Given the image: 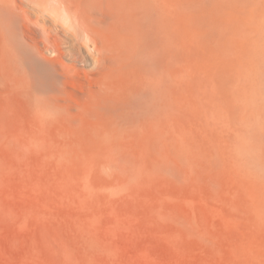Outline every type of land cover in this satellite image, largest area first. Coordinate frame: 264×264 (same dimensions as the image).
Listing matches in <instances>:
<instances>
[{
  "label": "rangeland",
  "instance_id": "374dc122",
  "mask_svg": "<svg viewBox=\"0 0 264 264\" xmlns=\"http://www.w3.org/2000/svg\"><path fill=\"white\" fill-rule=\"evenodd\" d=\"M21 12L22 42L60 35ZM165 22L153 125L125 63L67 45L38 43L45 86L1 79L0 264H264V0H165Z\"/></svg>",
  "mask_w": 264,
  "mask_h": 264
},
{
  "label": "bare ground",
  "instance_id": "6f19581e",
  "mask_svg": "<svg viewBox=\"0 0 264 264\" xmlns=\"http://www.w3.org/2000/svg\"><path fill=\"white\" fill-rule=\"evenodd\" d=\"M47 1L0 0V81L7 77L24 93L37 85L45 86V78L55 66L37 57L38 43L59 55L67 45L82 65L102 60L108 67L125 63L133 76L125 101L126 115L141 123L159 122L164 99L165 0L53 1L59 8ZM22 5L52 20V27L62 36L51 39L47 35L39 41L31 37V45L22 42L26 29L32 33L39 30L37 21L30 26L23 17Z\"/></svg>",
  "mask_w": 264,
  "mask_h": 264
}]
</instances>
